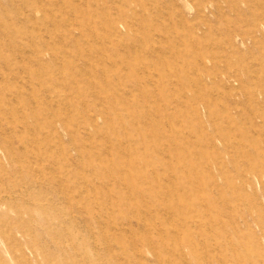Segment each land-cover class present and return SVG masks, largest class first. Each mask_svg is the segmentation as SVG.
<instances>
[{"label": "rangeland", "instance_id": "rangeland-1", "mask_svg": "<svg viewBox=\"0 0 264 264\" xmlns=\"http://www.w3.org/2000/svg\"><path fill=\"white\" fill-rule=\"evenodd\" d=\"M0 264H264V0H0Z\"/></svg>", "mask_w": 264, "mask_h": 264}, {"label": "bare ground", "instance_id": "bare-ground-1", "mask_svg": "<svg viewBox=\"0 0 264 264\" xmlns=\"http://www.w3.org/2000/svg\"><path fill=\"white\" fill-rule=\"evenodd\" d=\"M224 177V176H223ZM253 187V186H252ZM165 197V196H164ZM209 213V212H208Z\"/></svg>", "mask_w": 264, "mask_h": 264}]
</instances>
